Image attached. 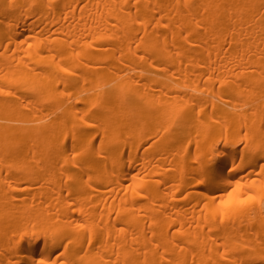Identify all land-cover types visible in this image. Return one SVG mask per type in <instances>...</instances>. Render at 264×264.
I'll use <instances>...</instances> for the list:
<instances>
[{
    "label": "bare ground",
    "instance_id": "obj_1",
    "mask_svg": "<svg viewBox=\"0 0 264 264\" xmlns=\"http://www.w3.org/2000/svg\"><path fill=\"white\" fill-rule=\"evenodd\" d=\"M0 264H264V0H0Z\"/></svg>",
    "mask_w": 264,
    "mask_h": 264
},
{
    "label": "snow or ice",
    "instance_id": "obj_2",
    "mask_svg": "<svg viewBox=\"0 0 264 264\" xmlns=\"http://www.w3.org/2000/svg\"><path fill=\"white\" fill-rule=\"evenodd\" d=\"M249 199H251V197Z\"/></svg>",
    "mask_w": 264,
    "mask_h": 264
}]
</instances>
